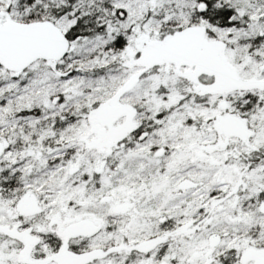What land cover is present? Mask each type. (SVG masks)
<instances>
[{
    "label": "snow or ice",
    "instance_id": "6c2138e0",
    "mask_svg": "<svg viewBox=\"0 0 264 264\" xmlns=\"http://www.w3.org/2000/svg\"><path fill=\"white\" fill-rule=\"evenodd\" d=\"M0 264H264V0H0Z\"/></svg>",
    "mask_w": 264,
    "mask_h": 264
}]
</instances>
